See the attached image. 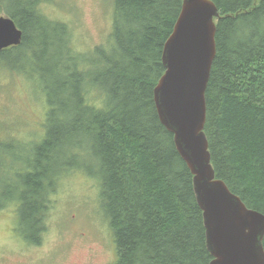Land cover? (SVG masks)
Listing matches in <instances>:
<instances>
[{
    "label": "trees",
    "instance_id": "16d2710c",
    "mask_svg": "<svg viewBox=\"0 0 264 264\" xmlns=\"http://www.w3.org/2000/svg\"><path fill=\"white\" fill-rule=\"evenodd\" d=\"M3 1L22 38L0 51V64L37 75L47 110L38 140L0 139V211L15 206L19 235L39 244L59 179L80 169L96 182L114 264H209L192 174L153 102L182 0H113L111 32L89 51L73 47L68 25L44 14L43 0ZM212 1L210 160L215 176L264 214V0Z\"/></svg>",
    "mask_w": 264,
    "mask_h": 264
},
{
    "label": "water",
    "instance_id": "95a60500",
    "mask_svg": "<svg viewBox=\"0 0 264 264\" xmlns=\"http://www.w3.org/2000/svg\"><path fill=\"white\" fill-rule=\"evenodd\" d=\"M218 9L212 0H182L161 52L164 72L153 88L161 124L192 174L202 211L209 264H264V214L248 208L215 176L204 134L205 91L216 53ZM22 30L0 15V51L18 45Z\"/></svg>",
    "mask_w": 264,
    "mask_h": 264
},
{
    "label": "rangeland",
    "instance_id": "374dc122",
    "mask_svg": "<svg viewBox=\"0 0 264 264\" xmlns=\"http://www.w3.org/2000/svg\"><path fill=\"white\" fill-rule=\"evenodd\" d=\"M4 3L1 0L0 15L6 14ZM40 8L49 18L68 25L76 50L103 44L111 32L113 0H43ZM40 90L37 75L9 72L0 64L2 141L43 136L47 104ZM98 200L96 182L82 170L72 169L61 177L37 245L22 239L16 208L6 206L0 211V264H114L112 232Z\"/></svg>",
    "mask_w": 264,
    "mask_h": 264
}]
</instances>
